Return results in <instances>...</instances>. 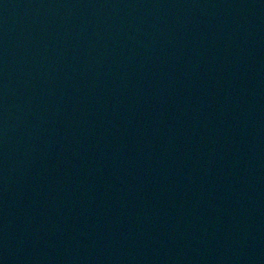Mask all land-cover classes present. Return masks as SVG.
<instances>
[{"label": "water", "instance_id": "obj_1", "mask_svg": "<svg viewBox=\"0 0 264 264\" xmlns=\"http://www.w3.org/2000/svg\"><path fill=\"white\" fill-rule=\"evenodd\" d=\"M0 264H264V0H0Z\"/></svg>", "mask_w": 264, "mask_h": 264}]
</instances>
